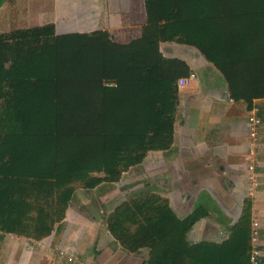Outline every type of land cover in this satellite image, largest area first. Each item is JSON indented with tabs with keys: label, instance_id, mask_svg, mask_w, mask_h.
<instances>
[{
	"label": "trees",
	"instance_id": "16d2710c",
	"mask_svg": "<svg viewBox=\"0 0 264 264\" xmlns=\"http://www.w3.org/2000/svg\"><path fill=\"white\" fill-rule=\"evenodd\" d=\"M141 1L145 23L127 43L53 25L0 34V236L42 242L78 189L118 183L171 148L177 81L191 70L161 43L196 51L248 110L264 99V0ZM207 207L181 218L141 190L106 214V231L130 256L147 251L144 264H252V200L220 241L191 243Z\"/></svg>",
	"mask_w": 264,
	"mask_h": 264
},
{
	"label": "crops",
	"instance_id": "0c3cea01",
	"mask_svg": "<svg viewBox=\"0 0 264 264\" xmlns=\"http://www.w3.org/2000/svg\"><path fill=\"white\" fill-rule=\"evenodd\" d=\"M142 6L141 0H0V34L11 29L53 25L59 34L101 31L106 32L117 43H127L138 38L136 36L141 31V24L135 21L138 14H141ZM136 13L137 16L133 17ZM173 46L165 45L166 48L161 47L160 51L166 58L184 60L194 79L187 89L181 91L179 97L173 145L169 150L160 153L165 155L171 153L166 155L170 160L173 153L178 157L173 161L182 163L184 170L189 172L188 182L196 189H200L195 197V203L199 195H203V198L206 195L205 200L209 195L215 198L213 194H216L222 198L215 199L224 212H222L224 217H216L214 210L208 206L209 217L197 222L189 232L188 240L191 243L200 242L201 233L205 234L207 231L210 233L215 231L223 238L226 235V228L238 219L246 190L243 155L248 139L247 119L256 113L261 125L255 168L257 187L255 197L252 199L251 217L257 225L256 248L260 253L258 264H264V99L255 100L253 108L248 110L244 103L229 98L226 85L218 72L198 53H188ZM170 50L177 51V56H169L166 51ZM199 172L206 174L201 177ZM76 196L79 198L77 193ZM71 209L65 218L68 221L67 225L73 221L69 228L65 227L69 236L79 234L77 230L79 222L75 221L76 218L71 217L72 219L68 220ZM85 234L80 233L78 247L83 241L86 243L92 233H89L86 239ZM193 236L198 240L194 241ZM7 237L13 239L9 240ZM23 241L31 249L29 255L24 252ZM32 244L13 236H0V264L10 263L9 253L25 257L24 264H35V261L42 260L44 253L35 252ZM119 250L122 252L117 245L116 250L113 249V252L110 250L113 253L111 255L102 248L100 251L103 254L102 262L113 263L114 258L121 257Z\"/></svg>",
	"mask_w": 264,
	"mask_h": 264
},
{
	"label": "rangeland",
	"instance_id": "374dc122",
	"mask_svg": "<svg viewBox=\"0 0 264 264\" xmlns=\"http://www.w3.org/2000/svg\"><path fill=\"white\" fill-rule=\"evenodd\" d=\"M134 16H137V13L133 14V17ZM135 22L140 23L141 27L145 23L143 6L141 14H138ZM140 33H138L136 37H139ZM122 37L126 36L122 35ZM165 45H174L173 47H175V49L187 51L188 53H197L192 50V48L168 43H161L160 50L161 47L165 49ZM166 53H168L169 56H177L178 54L175 50L166 51ZM167 154L169 155L171 153L168 152ZM166 155L160 152L149 153L142 164L131 168L128 172L123 174L118 183L113 185L103 184L93 190L87 191L78 189L75 193L79 195V198L75 196L72 204L73 208L71 209L68 220L72 219L71 217L76 218L75 221L79 222V227L77 228L79 234H71V236H69L67 234L68 231H65V227L68 226L69 228L73 221L67 225L68 221L66 219L64 223L57 225L50 237L42 242L33 243L31 245L32 248L34 247L33 250H35V252L44 253L42 260L35 261V264H104L102 262L104 261L103 254L100 252L102 248L107 250L108 254L111 253V255L113 254V249L116 250L117 248V244L113 242V239L106 231L105 216L113 207L129 200V198L133 197L141 190H150L167 198L175 213L181 218L186 217L192 211L193 206L200 202L202 204H207L213 209L216 217H224V212L220 209V204L215 199L219 198L220 200L222 198L220 196L217 197L218 195L216 194H213L215 198L209 195L205 200L204 198L206 195H204V198L203 195H199V199L195 203V197L200 189H196L188 182L189 172L184 170L182 163L173 161L178 157H175L172 153L173 157L172 160H170ZM204 174L206 173L199 172V176L201 177L204 176ZM75 225L76 224H73V226ZM88 232L92 234L90 235ZM80 233H88L87 235L85 234V239L88 235L90 236L86 243L83 241L80 247H78ZM214 235L215 237H209ZM221 237V234L215 231L211 233L207 231L205 234L203 232L201 233V241H213L216 239L220 241ZM7 239L10 240L13 238L7 237ZM193 239L194 241L198 240L195 236H193ZM23 244L25 245L24 252L29 255L31 249H29L26 242L23 241ZM110 244H112V246H110ZM63 246L71 248L70 256L64 257L60 254V250ZM93 248L95 250H93ZM111 249L112 252L110 251ZM95 252L96 254H94ZM119 253H121V257L114 258L113 263L110 261L109 264H144L147 259V251L145 250L136 256H130L124 252H120V250ZM8 257L9 264H24L23 260L25 257L16 256L11 253L8 254ZM69 257H71L70 260L68 259Z\"/></svg>",
	"mask_w": 264,
	"mask_h": 264
},
{
	"label": "built area",
	"instance_id": "2783aa9c",
	"mask_svg": "<svg viewBox=\"0 0 264 264\" xmlns=\"http://www.w3.org/2000/svg\"><path fill=\"white\" fill-rule=\"evenodd\" d=\"M194 79V75L190 74L187 78H180L177 81L178 90L181 92L187 89L191 83V80ZM109 86H114L110 84ZM261 125V120L256 116V113L251 114L248 116L247 119V147L246 152L243 155V160L245 164V182H246V190H245V198L253 199L256 194V187H257V175H256V165H257V153H258V133ZM252 255H251V262L252 264H257L258 258L260 256L259 251L256 248L257 242V228L255 220H252ZM60 254L64 257H68L71 254V248L68 246H63L60 250ZM69 260L71 257L68 258Z\"/></svg>",
	"mask_w": 264,
	"mask_h": 264
}]
</instances>
